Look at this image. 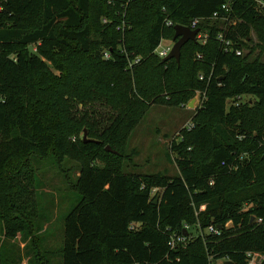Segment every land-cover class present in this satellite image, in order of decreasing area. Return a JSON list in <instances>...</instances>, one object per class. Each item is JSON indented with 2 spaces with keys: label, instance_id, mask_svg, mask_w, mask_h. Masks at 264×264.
<instances>
[{
  "label": "trees",
  "instance_id": "trees-1",
  "mask_svg": "<svg viewBox=\"0 0 264 264\" xmlns=\"http://www.w3.org/2000/svg\"><path fill=\"white\" fill-rule=\"evenodd\" d=\"M229 1L0 0V264H52L41 249L33 156L79 166L62 264H247L248 252L264 256V11L236 0L225 13ZM195 21L207 41H190L179 63H162L160 42ZM219 33L250 53H225ZM197 92L194 128L170 149L178 174L123 172L128 136L148 109L180 106ZM242 95L255 101L228 106ZM97 104L106 119L91 109ZM185 226L186 245L171 249L170 235ZM18 238L21 254L5 248Z\"/></svg>",
  "mask_w": 264,
  "mask_h": 264
},
{
  "label": "rangeland",
  "instance_id": "rangeland-1",
  "mask_svg": "<svg viewBox=\"0 0 264 264\" xmlns=\"http://www.w3.org/2000/svg\"><path fill=\"white\" fill-rule=\"evenodd\" d=\"M251 37L250 48L256 43L255 35L252 34ZM161 46L172 48L173 41L162 40ZM259 52L257 49L254 55ZM249 53L250 49L244 51V55ZM261 58L264 61V54ZM202 99L203 95L197 92L180 106L152 105L128 136L123 172L136 175L176 176L178 170L174 161L175 156L170 150L172 142L180 140L182 131L194 128L193 118L201 106ZM253 101L254 97L242 95L228 99L227 104L239 105ZM192 102L194 105L190 106ZM91 109L101 115L103 120L107 118L108 111L101 105H94ZM52 161L51 158L39 159L33 156L30 158V166L35 176L33 190L40 215L37 224L42 227L39 234L41 249L49 252L48 258L52 264H62L59 252L63 247L64 221L66 215L79 203V196L72 186L76 184L80 174L76 162L65 158L59 166ZM94 165L102 167L103 164L95 161ZM203 208L204 206L201 207ZM191 232L194 233L193 230ZM22 242L18 238L7 242L5 248L21 254L24 248ZM225 261L227 260L216 261L213 264H223Z\"/></svg>",
  "mask_w": 264,
  "mask_h": 264
},
{
  "label": "built area",
  "instance_id": "built-area-1",
  "mask_svg": "<svg viewBox=\"0 0 264 264\" xmlns=\"http://www.w3.org/2000/svg\"><path fill=\"white\" fill-rule=\"evenodd\" d=\"M234 1L236 0H230L228 3H226L225 5L222 6V10L225 13H229L231 11V6L234 3ZM254 3L256 5V8L258 11L263 12L264 11V0H254ZM3 11V7L0 4V14ZM214 18H218V14H214L213 15ZM223 20H227V18H224ZM104 23H106V20L103 21ZM197 24V21L192 23V29L195 27V25ZM165 25L167 26H171L172 24L170 22L165 21ZM218 41L221 43V45L223 46V51L225 53H230V52H234V54L238 57H241L244 52L242 50H239L237 48L233 47V44L230 40H227L224 36L223 33H219L217 36ZM196 40H199L202 43H205L207 41V35H203L198 33L196 36ZM171 48L170 47H166V48H162L161 46V42L159 44V46L156 48V50L154 51V53L160 58V59H164L170 52ZM104 58L108 59L109 58V54L108 53H104ZM200 58V57H198ZM140 61V57L136 58L133 62L130 63V66L132 67L133 65L138 64V62ZM200 79H202V76H200ZM190 129V127H189ZM241 138V137H240ZM157 190L154 189L152 190V195L156 194ZM257 223H261L262 220L261 219H257L256 220ZM138 227V225H131L130 229L135 230V228ZM184 230H188V227H184ZM207 233H211L213 235H218L219 234V230L215 229L213 226L208 227L207 229ZM170 241L168 243V245L170 246L171 249L175 248L176 246L179 245H186L187 241H188V237H186L185 235H177V234H171L170 235ZM246 261L247 264H262L264 261V256L258 253H253V252H248L246 254Z\"/></svg>",
  "mask_w": 264,
  "mask_h": 264
},
{
  "label": "water",
  "instance_id": "water-1",
  "mask_svg": "<svg viewBox=\"0 0 264 264\" xmlns=\"http://www.w3.org/2000/svg\"><path fill=\"white\" fill-rule=\"evenodd\" d=\"M199 33L198 29H190L185 26L176 25L174 26V37H173V47L171 48L169 54L162 59V63L168 62L170 60H175L177 63L180 61L181 48L188 42H196V36ZM193 105V102L190 103V106ZM83 139H86V134L84 133ZM106 151H110L109 148H106ZM157 202V199H154V204ZM184 235H187V232L184 231ZM223 264H234L231 261H225Z\"/></svg>",
  "mask_w": 264,
  "mask_h": 264
}]
</instances>
